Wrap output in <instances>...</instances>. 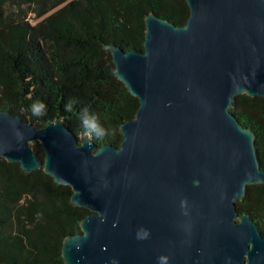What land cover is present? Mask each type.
Wrapping results in <instances>:
<instances>
[{
	"label": "water",
	"instance_id": "water-1",
	"mask_svg": "<svg viewBox=\"0 0 264 264\" xmlns=\"http://www.w3.org/2000/svg\"><path fill=\"white\" fill-rule=\"evenodd\" d=\"M185 1L183 26L146 17L143 51L105 45L139 101L119 148L0 112V166L43 169L90 212L65 264H264V237L237 209L264 170L231 112L238 96L264 99V0Z\"/></svg>",
	"mask_w": 264,
	"mask_h": 264
},
{
	"label": "trees",
	"instance_id": "trees-1",
	"mask_svg": "<svg viewBox=\"0 0 264 264\" xmlns=\"http://www.w3.org/2000/svg\"><path fill=\"white\" fill-rule=\"evenodd\" d=\"M29 13L42 20L32 24ZM151 13L183 26L190 10L185 0H0V112L37 128L62 120L81 142L119 148L120 127L135 118L139 101L115 76L105 45L143 51ZM231 112L255 133L264 170V99L238 96ZM93 115L102 136L84 127L83 119ZM33 149L44 161L42 146ZM72 195L43 169L26 173L19 163L2 161L0 264H65L63 243L82 233L90 214L73 206ZM237 209L264 237V184L249 186Z\"/></svg>",
	"mask_w": 264,
	"mask_h": 264
},
{
	"label": "clouds",
	"instance_id": "clouds-1",
	"mask_svg": "<svg viewBox=\"0 0 264 264\" xmlns=\"http://www.w3.org/2000/svg\"><path fill=\"white\" fill-rule=\"evenodd\" d=\"M42 107H43V105L39 104V108H42ZM33 114H35V115H39L40 114L39 109L37 108L36 105L33 106ZM83 124H84L85 129L88 132H95L97 136L104 135L103 132H97L98 125L96 123L95 115L91 116L90 118H84L83 119Z\"/></svg>",
	"mask_w": 264,
	"mask_h": 264
},
{
	"label": "rangeland",
	"instance_id": "rangeland-1",
	"mask_svg": "<svg viewBox=\"0 0 264 264\" xmlns=\"http://www.w3.org/2000/svg\"><path fill=\"white\" fill-rule=\"evenodd\" d=\"M24 9V11H26V8H23ZM14 14H16L15 15V17L16 18H18L19 16H21V17H23V15H20V14H22L21 12H20V10H18V9H14ZM32 24H36L37 22H39V21H41L42 19H37L36 18V16L34 15V14H32V13H29L28 14V18H27ZM79 139L81 140V137H79ZM81 142V141H80ZM36 143H33V145H35Z\"/></svg>",
	"mask_w": 264,
	"mask_h": 264
}]
</instances>
